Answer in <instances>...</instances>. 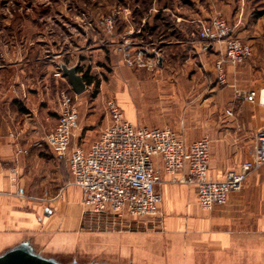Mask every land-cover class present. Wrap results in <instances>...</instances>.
I'll list each match as a JSON object with an SVG mask.
<instances>
[{
  "label": "crops",
  "instance_id": "1",
  "mask_svg": "<svg viewBox=\"0 0 264 264\" xmlns=\"http://www.w3.org/2000/svg\"><path fill=\"white\" fill-rule=\"evenodd\" d=\"M121 10L116 35L102 42L87 34L86 45L73 46L76 38L35 32L31 27H45L36 20L27 21L30 30L22 36L0 39V256L26 244L44 257H61L68 248L85 251L87 263L98 262L90 264H208L195 261L196 251L214 254V264H264V167L226 205L212 210L199 206L195 187L173 183L164 172L158 186L163 198L159 229L131 216L92 213L99 222L81 234L82 192L68 163L58 160L46 142L61 112L60 92L81 97L89 88L86 83L77 94L63 68L78 66L83 75L79 68L88 63L87 70L90 58H102L113 73L96 101L115 99L129 121L171 127L189 143L211 135L214 179L250 159L255 133L264 127V106L236 97L232 87L264 92V0H153ZM217 14L253 50L243 64H226L229 86L217 83L215 69L224 45L204 51L200 38V22ZM124 38L132 55L142 48L159 51L154 74L123 61ZM60 69L62 77L55 75ZM105 115L87 131L94 132L90 139L75 143L77 130L73 146L89 150L111 123L106 108ZM16 142L24 153H16ZM185 187L195 192L191 198ZM69 189L77 200L67 197Z\"/></svg>",
  "mask_w": 264,
  "mask_h": 264
},
{
  "label": "built area",
  "instance_id": "2",
  "mask_svg": "<svg viewBox=\"0 0 264 264\" xmlns=\"http://www.w3.org/2000/svg\"><path fill=\"white\" fill-rule=\"evenodd\" d=\"M121 11L97 22L109 38L116 35V21ZM118 18V19H117ZM88 28H94L91 22ZM96 25V24H95ZM202 49L208 51L223 44L224 54L217 61L216 77L221 86H229L226 64L234 67L253 55L252 47L234 35V27L221 14L200 22ZM131 43L124 38L120 51L123 61L132 67L155 70L160 53L142 48L135 55ZM62 77V70L55 74ZM234 88L236 97L247 102L258 101L264 106V92ZM61 112L57 125L46 137L58 160L66 161L73 184L82 192L86 212L109 214L117 218L131 216L148 227L159 229L163 224V198L158 186L163 173L171 182L196 188L198 203L203 210L226 205L232 193L242 190L248 177L264 167V127L255 133V147L249 160L228 170L222 178L210 176L211 145L209 136L192 143L171 127H147L126 119L115 99H108L105 108L111 123L89 150L73 146V138L80 125L82 99L67 90L60 92ZM230 113H232L230 111ZM16 153L25 150L15 143ZM19 195H24L23 190Z\"/></svg>",
  "mask_w": 264,
  "mask_h": 264
},
{
  "label": "rangeland",
  "instance_id": "3",
  "mask_svg": "<svg viewBox=\"0 0 264 264\" xmlns=\"http://www.w3.org/2000/svg\"><path fill=\"white\" fill-rule=\"evenodd\" d=\"M134 0H0V39H5L10 36L17 38L22 36L23 33H27L30 28L27 21H31V25L35 23L32 20H39L38 24H44V28L31 27L36 29L35 32H46L48 35H52L54 38L60 36H66L69 40H75L74 45H86L84 40L88 35H97L98 40L107 39L105 31L97 25V22L102 18L116 14L118 11H123L121 8ZM169 1V0H165ZM182 1V0H180ZM118 19V18H117ZM94 24V28H88L89 23ZM118 20L116 21V25ZM96 24V25H95ZM42 29V30H41ZM40 30V31H39ZM44 30V31H43ZM64 43L60 44V48H64ZM92 62L91 66L84 70L83 67L89 66L88 63L84 64L82 68L84 72L89 71V75L93 77L94 84L88 85V92H84L82 99V105L80 107L81 119L78 134L75 137V143H82L84 139H90L94 132H87L93 130L91 127L93 124L100 125L106 118L105 115V102L106 99L95 100L98 94L101 92V86L105 81L109 80L110 74L113 71L107 67L105 63H102V58H90ZM104 64V68L97 69V65ZM149 74H154L156 70H149L144 68ZM84 77V76H83ZM85 81V79H84ZM86 82V81H85ZM115 96V95H113ZM108 98V93L106 94ZM128 118V117H127ZM84 122V125L81 123ZM166 125L173 126L167 123ZM185 134L183 133V136ZM210 137H212L210 135ZM181 187V186H180ZM77 189V188H76ZM184 191L187 193L188 198L193 196L195 192L189 187H185ZM67 197L72 201L77 200L78 195L68 190ZM80 232L81 234L87 233L93 225L98 223L99 217L85 212L80 205ZM32 251H34L32 249ZM7 252V251H6ZM37 257H41L48 260H53L58 264H90L98 263L95 261H88V255L85 251H75L71 249H63L61 257H44L37 252H33ZM214 254H204L200 251L194 253V258L207 259L208 264H214ZM199 262V261H198ZM103 264V263H102Z\"/></svg>",
  "mask_w": 264,
  "mask_h": 264
},
{
  "label": "water",
  "instance_id": "4",
  "mask_svg": "<svg viewBox=\"0 0 264 264\" xmlns=\"http://www.w3.org/2000/svg\"><path fill=\"white\" fill-rule=\"evenodd\" d=\"M64 74L77 94H81L87 88L83 75L78 73V66L73 68H63ZM0 264H58L53 260L37 257L33 254L32 249L28 245H22L10 250L0 256ZM76 264V263H74Z\"/></svg>",
  "mask_w": 264,
  "mask_h": 264
},
{
  "label": "trees",
  "instance_id": "5",
  "mask_svg": "<svg viewBox=\"0 0 264 264\" xmlns=\"http://www.w3.org/2000/svg\"><path fill=\"white\" fill-rule=\"evenodd\" d=\"M153 0H134L133 2H137V3H150L152 2ZM36 21H39V20H36ZM79 71L83 72L82 68H79ZM84 79L86 81V83L88 85H90L91 83H93V77L89 75V71L87 72H84Z\"/></svg>",
  "mask_w": 264,
  "mask_h": 264
}]
</instances>
